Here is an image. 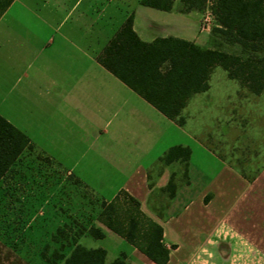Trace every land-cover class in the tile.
<instances>
[{
    "label": "crops",
    "instance_id": "obj_1",
    "mask_svg": "<svg viewBox=\"0 0 264 264\" xmlns=\"http://www.w3.org/2000/svg\"><path fill=\"white\" fill-rule=\"evenodd\" d=\"M132 14L144 41L174 36L210 47L201 13L182 0L170 10L141 0H14L0 17V114L102 199L121 190L137 198L164 228L167 264H264V161L249 179L255 171L243 173L203 140L210 90L189 99L181 125L98 61ZM179 145L191 148L189 160L165 162ZM96 226L104 238L79 242L111 237L117 249L98 246L108 262L125 254L128 264H157Z\"/></svg>",
    "mask_w": 264,
    "mask_h": 264
},
{
    "label": "trees",
    "instance_id": "obj_2",
    "mask_svg": "<svg viewBox=\"0 0 264 264\" xmlns=\"http://www.w3.org/2000/svg\"><path fill=\"white\" fill-rule=\"evenodd\" d=\"M14 0H0V17ZM143 4L170 10L174 0H141ZM185 9H202L211 2V10L218 26L213 32L223 34L244 51L264 49V0H182ZM130 15L98 56V61L157 107L169 118L183 125V109L189 99L210 87L215 66L220 65L237 79L258 93L264 88V68L241 55L211 47H200L179 37H158L144 41L133 28ZM29 136L0 114V181L12 169L26 149H32ZM191 148L171 147L164 155L167 163L176 159L188 161ZM240 169L248 174L244 163ZM254 174L249 175L253 179ZM167 189L174 195L172 182ZM98 222L126 239L157 264H167L170 248L164 242L163 226L146 214L140 201L126 190L119 191L111 200L102 199ZM86 227L82 228V233ZM85 232V231H84ZM88 234L104 238L105 231L91 225ZM68 255L57 254L62 264H128L125 254L108 262L107 250L92 248L75 240Z\"/></svg>",
    "mask_w": 264,
    "mask_h": 264
},
{
    "label": "rangeland",
    "instance_id": "obj_3",
    "mask_svg": "<svg viewBox=\"0 0 264 264\" xmlns=\"http://www.w3.org/2000/svg\"><path fill=\"white\" fill-rule=\"evenodd\" d=\"M208 2L200 14L207 45L241 55L264 68V49L244 51L238 43L213 32L218 21ZM209 126L202 138L232 164L252 173L264 161V88L256 93L220 65L210 78ZM184 111V109H183ZM182 111V115H183ZM102 198L50 158L29 149L0 183V264H62L74 241L97 224ZM86 229L82 231V228ZM87 246L117 249L111 237H92Z\"/></svg>",
    "mask_w": 264,
    "mask_h": 264
}]
</instances>
